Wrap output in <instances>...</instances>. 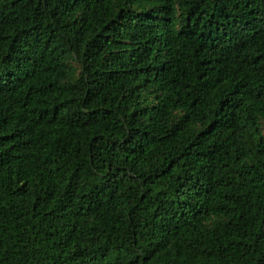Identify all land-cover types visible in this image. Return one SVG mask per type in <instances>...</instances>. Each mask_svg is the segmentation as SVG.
Masks as SVG:
<instances>
[{"label":"trees","instance_id":"trees-1","mask_svg":"<svg viewBox=\"0 0 264 264\" xmlns=\"http://www.w3.org/2000/svg\"><path fill=\"white\" fill-rule=\"evenodd\" d=\"M0 264H264V0H0Z\"/></svg>","mask_w":264,"mask_h":264}]
</instances>
